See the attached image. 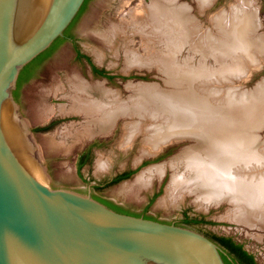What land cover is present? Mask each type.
Segmentation results:
<instances>
[{
	"label": "rangeland",
	"instance_id": "obj_1",
	"mask_svg": "<svg viewBox=\"0 0 264 264\" xmlns=\"http://www.w3.org/2000/svg\"><path fill=\"white\" fill-rule=\"evenodd\" d=\"M150 1L86 0L69 29V32L76 36V41L70 42L61 38L53 43L50 53L43 58L38 66V72L31 80L27 83L22 82L19 87L17 82L13 98L20 117L27 122L32 132L36 157L45 169L48 183L52 187H66L89 193L93 197L107 199L137 214H146L162 221L182 224L186 213L191 217L205 216L209 220L208 223L187 225L209 235L233 238L254 255L258 264H264V226L259 222L246 224L229 218L227 214L235 203L226 198L209 207L202 205L197 198L202 190L198 186L192 189L189 181L186 182L189 185L184 188L186 191L177 192V196H173V193L171 196L168 192L172 175L169 161L183 150L194 147L197 144L195 139L187 137L173 139L155 151L146 152L143 134L137 135L129 145L123 143L126 124L133 122L135 118L121 115L106 132L88 134L82 128L90 118L74 108L73 100L75 96L92 98L93 94L89 96L88 92L76 89L77 84L90 86L102 83L105 88L113 91L112 94L123 100L129 99L131 95L128 86L152 84L164 91L172 88L166 83L168 78L163 75L160 67L125 66L126 50L129 49L141 57L146 55L148 44L144 42L140 32H133L131 29L130 13ZM234 1L213 0L211 5H203L202 8L200 0H178L189 15L192 28L187 45L182 49L183 53L179 54L178 60L187 57L193 67H198L200 59L198 44L194 45L195 42L198 43L197 27L200 26L199 29L202 31L208 27L216 31L212 27V18L218 11L220 13L227 9L228 4ZM252 1L254 9H257L255 19L260 23L258 34H264V0ZM120 24L123 25L122 31L114 34V26ZM77 50L89 56L98 66L112 72L115 78L107 82L105 79L89 76L86 60L78 58ZM213 61V57L208 58L206 64L212 66ZM233 77V81L230 79L224 81L227 84L232 83L230 85L232 88L225 85L226 88L235 90L236 94H239V91L249 93L264 78V69L252 71L245 82L242 81L244 77H240V81L238 76ZM215 86L221 87L222 97L227 94L224 86L219 84ZM195 88L199 90L198 83L195 84ZM234 97L240 100L236 95ZM52 120H55V123L50 130H37L39 126H45ZM257 134L259 151L262 154L261 162H264V126L257 130ZM91 143L97 145L93 147L87 163L78 169V156ZM156 166H162L161 172L154 173L145 182L140 183L139 177ZM129 169H135V172L128 178L105 183L114 174ZM193 175L195 176L190 175L195 177L192 180H196L197 175ZM96 186H100L101 189H96ZM179 193L182 195L179 196Z\"/></svg>",
	"mask_w": 264,
	"mask_h": 264
},
{
	"label": "bare ground",
	"instance_id": "obj_2",
	"mask_svg": "<svg viewBox=\"0 0 264 264\" xmlns=\"http://www.w3.org/2000/svg\"><path fill=\"white\" fill-rule=\"evenodd\" d=\"M212 1L200 0L202 8ZM228 5L211 17L216 31L197 27L198 43H193L198 44L200 59L196 68L187 57L178 60L192 31L189 15L178 0H151L132 10L131 29L140 32L148 48L143 57L126 50L125 66L160 67L172 88L164 91L152 84L128 86L131 95L123 100L102 83H80L76 89L93 97L75 96L74 108L90 118L82 126L88 134L108 131L121 115L135 118L124 127L123 143L129 145L143 134L146 152L173 139H195L194 147L169 161L170 195L186 191L189 181L192 189L198 186L202 190L197 196L202 205L209 207L227 198L235 203L227 214L229 218L264 226V162L257 134L264 126V78L249 93L236 94L226 88H232V83L224 82L233 81V76L239 81L244 77L245 82L252 69L264 62V34H258L260 23L255 19L257 9L252 0H235ZM121 26H114L113 33L122 31ZM211 57L212 66L206 64ZM217 84L227 89L223 97ZM161 170L162 166L153 167L138 180L145 182ZM193 174L196 180H192Z\"/></svg>",
	"mask_w": 264,
	"mask_h": 264
},
{
	"label": "water",
	"instance_id": "obj_3",
	"mask_svg": "<svg viewBox=\"0 0 264 264\" xmlns=\"http://www.w3.org/2000/svg\"><path fill=\"white\" fill-rule=\"evenodd\" d=\"M84 2L0 0V264H225L224 251L195 229L48 183L13 90ZM263 69L264 62L252 71Z\"/></svg>",
	"mask_w": 264,
	"mask_h": 264
},
{
	"label": "flooded vegetation",
	"instance_id": "obj_4",
	"mask_svg": "<svg viewBox=\"0 0 264 264\" xmlns=\"http://www.w3.org/2000/svg\"><path fill=\"white\" fill-rule=\"evenodd\" d=\"M86 2V0H85ZM84 2V3H85ZM72 24V23H71ZM71 24L69 25V27L65 30L64 32V36L61 37L62 39H65L67 41H70V42H75L76 41V36L69 32V29L71 27ZM59 38V39H61ZM57 39V40H59ZM77 52V56L78 58H84L86 60V65L88 66V69H87V72H88V75L91 76V77H95V78H102V79H105L107 82H111L115 77L113 76V73L112 72H109L106 68L102 67V66H98L97 64H95L93 61H91L90 57L81 53L79 50L76 51ZM38 68L37 67L35 70H33L30 75L28 76V78L25 80L27 83L29 80H31V78L38 72ZM53 123H55V120H52L51 122H49L47 125L45 126H39L37 128V130H40V131H48L50 130L51 126L53 125ZM43 128H46V129H43ZM97 144L95 143H91V144H88L86 146V148L83 149L82 153L79 154L78 156V159H77V162L79 161L80 157L86 155L87 157H89L91 154H92V150H93V147H95ZM129 171H132L133 173L135 172V169H129V170H124V171H121V172H118L116 174H114L113 176H111L109 178V180H107V182H105L106 184L110 183V182H113L116 178H118L120 175L126 173V172H129ZM132 173V174H133ZM131 174V175H132ZM130 175V176H131ZM126 179V178H125ZM122 180V179H121ZM120 181V180H119ZM107 200V199H105ZM109 201V200H107ZM116 204V203H115ZM118 205V204H117ZM120 206V205H119ZM121 207V206H120ZM123 208V207H122ZM124 210H126L128 213H131V214H135V215H138V216H144V217H149V218H152V219H156L154 217H150L146 214H137L135 212H132L130 210H127L125 208H123ZM156 220H160V219H156ZM162 221V220H161ZM164 222H167V223H172V222H169V221H164ZM209 220L205 217V216H189L188 213H186V216L184 218V223H176L175 224H178V225H183V226H186V227H190L192 229H195L198 231L197 228L195 227H191L190 225H187V224H193V225H198V224H206L208 223ZM200 232V231H199ZM203 233V232H201ZM204 235H206L207 237H209L210 239H212L219 247L222 251H224V253H221V256L226 255L228 253V251L224 248V245H222L221 241L218 240V239H215L213 237V235H209V234H206V233H203ZM218 236H223V235H218ZM223 237H228V236H223ZM231 238V237H229ZM234 242L238 243V244H241L239 243L238 241L234 240L233 238H231ZM244 248V247H243ZM245 249V248H244Z\"/></svg>",
	"mask_w": 264,
	"mask_h": 264
},
{
	"label": "trees",
	"instance_id": "obj_5",
	"mask_svg": "<svg viewBox=\"0 0 264 264\" xmlns=\"http://www.w3.org/2000/svg\"><path fill=\"white\" fill-rule=\"evenodd\" d=\"M57 41L58 40H56L55 42H57ZM50 50H51L50 48L47 49L45 52L40 54L37 58H35L30 64H28L22 70V72L18 78V87L20 86V84L22 82H24L28 78L30 73L39 66V64L42 62L43 58H45L50 53ZM43 129H46V128H43ZM87 161H88V157L86 155L80 157V159L78 161V169H80L85 163H87ZM132 173H133L132 171L126 172V173L120 175L118 178H116L112 183L117 182L121 179L128 178ZM95 188L98 190L101 189L100 186H96ZM94 198L99 200L100 202L106 204L107 206H109L110 208H112L118 212L138 216L135 214L128 213L122 207H120L119 205H117L111 201H107V200L100 198V197H94ZM145 218L152 219L149 217H145ZM213 237L215 239L220 240L222 245H224V248L228 251V253L226 255L223 254V256H222V259H223L225 264H258L254 258V255L251 254L250 252H248L246 249H244L242 244H238V243L234 242L229 237H223V236H218V235H213Z\"/></svg>",
	"mask_w": 264,
	"mask_h": 264
}]
</instances>
